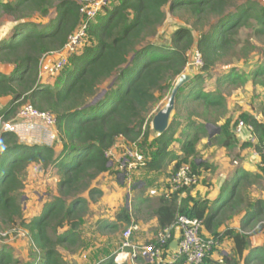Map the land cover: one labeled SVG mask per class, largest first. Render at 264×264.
<instances>
[{"label": "trees", "instance_id": "obj_1", "mask_svg": "<svg viewBox=\"0 0 264 264\" xmlns=\"http://www.w3.org/2000/svg\"><path fill=\"white\" fill-rule=\"evenodd\" d=\"M89 1L0 0V19L8 15L18 20L9 37L0 40V98L8 99L0 108V124L11 121L19 107L29 101L38 111H49L54 115L60 145L57 149L56 146L28 144L20 142L13 131L0 130V229L19 221V225L28 231L36 250L35 260L23 264H65L58 247L72 248L78 242L80 219L87 213L89 202L97 201L102 194V190L93 187L91 182L99 175L111 172L108 164L112 160L106 152L113 147L117 137L122 136L129 144L138 143L144 148L150 144L147 154L140 150L145 156L141 168L148 172H164L172 159L176 161L169 176L182 164H189L199 176L202 168L210 169L206 162L197 163L195 159L200 135L207 131L206 121L187 123L186 129L191 134L189 131L183 134L179 155H173L169 148L180 121L172 117L164 133L156 135L152 131L154 113L150 111L159 101L157 93L170 87L184 72L191 50L196 48L201 54L202 65L177 92L174 113L189 110L199 117V112L193 111L196 105L212 110L223 107L224 96L217 89L208 90L203 86V73H208L216 62L231 52L236 43L234 35L241 27H251L255 36L264 38V6L259 0H110L101 7L95 20L86 22V42L79 53L68 57L70 66L62 82L57 81L53 86L41 84V59L64 49L69 36L86 20L81 8ZM166 5L173 13L186 14L192 21L191 27H179L169 46H140L164 22ZM51 10L54 16L44 24L24 20L34 14L47 15ZM211 18L215 21L204 29ZM193 30L199 32L194 34ZM252 76H264V64L256 66ZM111 78H114L113 83L107 86L103 96L90 104L99 86ZM216 81L220 84L242 82L234 67L220 73ZM240 119L253 126L257 139L253 148L260 154L264 122L241 113L233 125ZM231 122L226 118L219 126L216 141L220 146L228 148L237 141ZM150 135L153 138L147 143ZM242 145L248 147L252 143ZM34 162L58 172V194L44 203L37 217L27 221L23 217L19 193L24 187L25 169ZM260 167L264 171L262 158ZM250 175L242 171L234 176L236 198L223 202L219 213L232 209L240 199L239 183ZM188 189L161 198L155 212L159 229L173 224L178 215L201 218L208 225L211 216L206 215V209L210 208L207 199H195L188 194L179 199V194ZM256 204L258 207L245 215L243 228L264 212V202L257 200ZM117 221L130 223L127 208L117 213ZM116 222L99 221L101 226L110 228L116 227ZM212 233L211 237L218 240L231 236L233 253L223 255L221 261L211 259L210 253L200 264H249L254 259L264 264L262 247L250 252L241 263L248 245L246 233L232 229L222 234ZM17 262L7 246L0 247V264ZM102 264L116 263L109 257ZM166 264L186 263L183 257H178Z\"/></svg>", "mask_w": 264, "mask_h": 264}, {"label": "rangeland", "instance_id": "obj_2", "mask_svg": "<svg viewBox=\"0 0 264 264\" xmlns=\"http://www.w3.org/2000/svg\"><path fill=\"white\" fill-rule=\"evenodd\" d=\"M259 1L264 6V0ZM164 10L166 12V18L164 22L161 26H159V28L153 35L146 37L145 40L140 44V46L146 44L169 46L171 44L173 34L179 27H191L192 21L191 19H188V16L186 14L181 13L182 15H179L173 13L169 9L168 5L164 7ZM53 16L54 11L51 10L47 15L34 14L24 20L33 21L37 24H44L49 19L53 18ZM214 21L215 18H211L208 23L203 26L204 29H207L209 27V24ZM16 22H18V20L8 15H4L0 19V40L1 38L9 37L11 28L13 27V25H15ZM198 32V30H193L194 34ZM234 38L236 40V43L233 45V49L231 50V52H229L222 60L216 62L213 68H211L208 73H203V76L205 75L202 83L203 86L206 89H217L218 92H220L224 96V105L223 107L213 110L209 107L205 108H207L210 115L209 117L212 119L217 118V120H219L220 118L226 119L227 117H229L235 122V120L241 113H247L264 121V76L254 77L251 74L256 66L264 64V38L255 36L253 34L252 28L247 26L241 27L234 35ZM85 42L86 36L81 38L80 42L73 52H69L68 54H66L67 52L62 50V52L53 56L56 58L61 53H63L68 58L72 53H79ZM42 59L39 67L40 83L48 86H53L57 81L62 82L63 78H65V73L68 71L70 66L68 61L69 58L67 59L65 66L55 74H49L48 72H46L45 68L47 64L41 65ZM190 59L191 54L189 55V61ZM233 67L236 68V71L241 75V83L238 82V84H234L229 82L226 84H220L216 81V78L220 73L223 74ZM189 71L192 72V74H195L197 68L186 66L184 72ZM206 74H208L209 76L207 77ZM113 79L114 78H111L101 84L99 86L98 93L102 90L107 89V86L113 83ZM176 80L177 77L175 78L173 84H170V87L162 90L159 93L156 92L159 101L152 107L150 111L151 114L155 113L158 108L163 106V104L166 102L171 88L174 86ZM3 103L0 101V108L3 107ZM26 103L30 102L27 101ZM199 110L202 111L203 107L196 105L193 108V111L200 112ZM190 112L191 111L188 110V112L186 111L182 114L175 115V113H172L171 115L174 117V119L180 120V125L182 124L183 131H186L187 123L194 120V118L191 117L193 114H191ZM20 120H18L15 116L11 121L0 124V130H7V127L3 126L4 124L9 123L13 127L19 138H21L23 141L27 140L29 142L28 144H44L49 142L51 146H56L57 149H59L60 145L58 143L59 141H57L55 127H53L51 130L43 128L41 126L30 127L19 122ZM219 124L220 123H218L217 126H219ZM209 131V136L215 137L219 129L218 127L210 126ZM51 134L53 135V138L49 136ZM202 135L207 137L206 133H201L200 136ZM152 138L153 135H150L147 143L150 142ZM116 141L114 142V145ZM177 141L178 138L173 139V146H176L175 143ZM201 141L203 147H201V149L199 150V154L200 157H203V153L205 152V149L207 147V142L206 139H203ZM213 143L216 144V141L213 140ZM149 145L147 146V148L145 147L146 149L140 146L138 143L129 144L125 142L124 146H122L131 147L136 151L142 150L147 154ZM216 148L217 146L215 147L213 153H211L212 155L208 157L204 156L206 160H220L219 163L224 162L222 165L227 163L229 164V167L232 166L231 169L234 168V166H240V168H242L243 166L241 165L249 164V162L251 163L250 157L246 158L244 154L240 153L241 150L236 145L230 149H222L219 153L216 152ZM123 153L124 149H121V152L118 155H115L114 157L112 155L111 172H107V174L105 175L101 174L91 182V185L93 187H97L102 190V194L98 199L99 201L97 200V203L96 201L91 202L96 203L93 204V207L95 206L96 209L90 210L88 205L87 213L80 219L79 228L81 229V231L78 233L79 236L76 245L72 248H64L62 246L58 247V250L61 252L65 264H69L68 259H70V255L72 254V252L74 253L77 248H81V250L84 251L86 250L89 238H91L92 236L89 235L90 228H96V231L99 235H104L106 233V235L109 237V240H111L110 242H113L114 239L117 238L120 240V236H122L124 229L128 225L135 224L136 231L133 233L134 237H132V240H138V197L143 198L144 194L152 195L153 193H155V191L153 190L154 188L155 190H159L160 187V189L166 187L165 183L167 181L162 173H160V175H157V173L147 172L148 174L145 175L142 172L141 166H136L135 169H125L124 167H122L120 161ZM243 161L245 163H243ZM221 170L227 171V168H221ZM59 177L60 175L58 174V172L52 167L44 168L40 163L35 162L27 166L22 176L24 187L19 193V202L22 207L23 215L26 217V219H30L32 218V216H37L40 213L43 204L52 200L58 194L57 182L59 180ZM200 179H202L201 176ZM203 179L207 181L209 177ZM229 187V184L226 183L225 188L222 191H228ZM261 187L262 183L257 184L256 188L262 189ZM147 191H149V193H147ZM84 195L87 196V192H85ZM110 196L119 198L117 204L109 206V204L107 203V199ZM123 208H127V211L130 213L131 221L129 224H125L124 222L119 221L116 222L115 220L114 216L116 212H120ZM217 213L220 214L219 210H217L215 214ZM92 215H98V218L94 219V216ZM102 219L107 221H109L110 219L112 220V223L116 222V227H109L106 229V231H102V226L99 223V221H101ZM263 221L264 220L261 219L260 222H258L249 230H252L254 232L260 231L264 227ZM3 245H9L11 247V254H13L16 257L15 259L18 261L16 264H23V262H25L24 260L27 259V255L32 258L35 257L36 250L31 241V237L28 231L19 225V221H16L15 224L11 226H3L0 229V247ZM117 245L118 244H116V246Z\"/></svg>", "mask_w": 264, "mask_h": 264}, {"label": "crops", "instance_id": "obj_3", "mask_svg": "<svg viewBox=\"0 0 264 264\" xmlns=\"http://www.w3.org/2000/svg\"><path fill=\"white\" fill-rule=\"evenodd\" d=\"M58 53H60V52H55V53L47 54L46 56H44L42 59L41 65L42 64L48 65L51 62L55 61L57 59V57L55 58L54 56H55V54H58ZM251 74H252V72H251ZM231 83H233V82H231ZM208 90H211V88ZM7 100H8L7 98H0V101L2 103L3 102L6 103ZM5 103H3V104H5ZM174 111H175V109H174ZM199 111H200L199 117H197L195 114H193L191 117L194 118L195 121H203V122L206 121V127H207L206 135H207V137L202 135L200 140L198 141V143L196 145L197 158H195V159H196L197 163L206 162L208 165L211 166V168L210 169H203L202 168V170L200 171V176L202 179L199 178L198 184L195 185L194 187L189 188L187 191L181 192L179 194V199H181L182 197H186L188 194V195L192 196V198H195V199H200V200L207 199L208 200L211 207L206 209V215L209 214V216H211V220H210V222H208V225L203 222V226L201 229V232L203 235L211 237L213 234L212 233L213 231L222 234L223 232H225L228 229H232L234 231L246 233L248 235L247 236L248 245L244 249L242 257H241V263H243L244 258L250 252L256 251L257 248H260V247L264 248V227L260 231H256V232L249 230L253 226H255L258 222H260L261 219L264 220V212H262V214L260 215V217L256 221L250 220L248 225H246L245 228H243V224H244L243 219H244L245 215L254 211L255 208L258 207V205L256 204V201L262 200L264 202V171L260 167V160L262 157L253 148L254 144L257 143V139L255 138L253 131H252V133H250L245 129L243 130V132L240 135L235 134L234 133V128H235L234 125L235 124L233 125V123H235V122L230 118L232 121L231 122L232 123L231 128H233L232 131L235 134V136L237 135L236 136L237 141L234 145H232L231 147H228V148L224 147V146H220L216 141V137L220 133L219 126L221 124H223V122L225 121V118H220L219 120H217V118H213V119L210 118L209 112L205 111V106L203 107L202 111L201 110H199ZM172 117L173 116H171V118ZM227 118H229V117H227ZM212 120H214L215 123H213ZM258 120H260V119H258ZM178 121H180V120L178 119ZM260 121H262V120H260ZM262 122H264V121H262ZM218 123H220L219 126H217ZM210 126L218 127V129H219V131H218V133H216L215 137L209 136V132H210L209 127ZM186 131H189V130L186 129ZM189 132L191 134V131H189ZM184 133H185V131H183L182 124H181L180 127L178 128L177 132H176L175 137H174V138H178V141L175 143L176 146H173V144H174L173 141L170 144L169 149L171 150L173 155L181 154V143H182L181 139H182V136ZM251 135H253L254 140L250 139ZM203 139H206V142H207V147L205 149V152L203 153L204 156L208 157V156L212 155L211 153H213L216 146H217L216 152L219 153V152H221L222 149H224V150L230 149L236 145L241 150L240 153L244 154V156H246V158L250 157L252 164L250 162H249V164H246V165L240 164L241 166H243L242 168H240V166H234V168L231 169L232 166L229 167L228 166L229 164H227V163L222 165L224 162L219 163L220 160H217V159L206 160L204 156L200 157L199 150L201 149V147H203L202 141H201ZM116 140L117 141H116L115 145H113V147L111 148L113 157L115 155H118L121 152V149L125 148L123 146H124V143L127 142L125 140V138H120V139H116ZM213 140L216 141V144L213 143ZM24 142L28 143V141H26V140ZM244 142H248V143L250 142V143H252V146L247 147V146L242 145ZM175 161H176L175 159L170 160L168 162L166 168L164 169V172L163 171L150 172V173H157V175H160V173H162L164 175V177L166 178V181H167L165 183L166 184L165 188L163 187V189H160L161 188L160 187L159 190L158 189L155 190V188H154L153 190L155 191V193H153L152 195L144 194L143 198L138 197V240H135V242H138V244H144L147 242H151L155 239L156 233L159 230L158 218H157V215L155 212H156V209L161 202V198H163L164 196H169V194L172 193V191L169 188V184H168V178H169L168 174H169V171L171 170L173 164L175 163ZM217 163H219V164H217ZM243 163H245V162L243 161ZM221 168H223V169L227 168V171H222ZM242 171H246V172L250 173L251 175L247 176L246 178H244L241 181V183H239L240 184L239 185L240 199L234 203V206L232 207V209H228L226 212L217 214L215 216L216 211L220 208L221 205H223V202L229 201L231 199L234 200L236 198L235 197L236 191H235V187H234L233 178L236 174H239ZM142 172L145 175L148 174L147 173L148 171H146V170L142 169ZM105 174H107V172L103 173V175H105ZM208 177H209V179L207 181L205 179H203V178H208ZM226 183H228L230 187H229L228 191L223 192L222 190L225 188ZM260 183H262V187H261L262 189L256 188L257 184H260ZM147 193H149V191H147ZM118 200H119V198L110 196L107 199V203L109 204V206L115 205V204H117ZM98 201H96V203ZM90 203L91 202H89V209L95 210L96 208H95V206L93 207V204H96V203H91V204ZM42 207H41V209H42ZM117 213H119V212H116V214L114 216L115 220H116ZM37 216H35V217H37ZM92 216H94V219L98 218V215H92ZM23 217L26 219V217L24 215H23ZM35 217L32 216V218L26 219V220L29 221ZM214 219H215V222H214ZM109 221L112 222V220H110V219H109ZM102 228H101L102 231L103 230L106 231V229L109 228V226H102ZM79 229H78V232L81 231V229L80 230ZM89 233H90L89 235H92V236H91V238H89L88 246H87L86 250L84 251V250H81V248H77L76 251H74V253L72 252V254L70 255V259H68L69 257L67 258L69 264H102L109 257H113V256L115 257L116 251L119 248L121 236H120V240L117 238L118 240L114 239L113 242H110L111 240H109V237L106 235V233L104 232L105 233L104 235H99L96 231V228H90ZM178 234H179V231L177 229H174V236H173L174 239L172 241H174L177 238ZM132 237H134V235H132ZM116 244H118V245L116 246ZM6 246L9 249V251L12 252L11 247L9 245H6ZM224 247H226V248H224ZM233 250H234L233 238L231 236L230 237L229 236H223L220 240L219 245L211 252L210 258L213 260H216V261H221L223 255L233 253ZM126 253L127 252L125 250L122 251L121 253H119V256H117L118 261L114 260V262L116 264H147L144 261L142 262V260H140V259L131 260L129 257H127ZM12 256L14 258H16L13 254H12ZM26 257H27V259L24 260L25 262H31V261L35 260V257L32 258L28 255ZM255 260L256 259L250 260L249 264H262V263H259L258 261L255 262Z\"/></svg>", "mask_w": 264, "mask_h": 264}, {"label": "built area", "instance_id": "obj_4", "mask_svg": "<svg viewBox=\"0 0 264 264\" xmlns=\"http://www.w3.org/2000/svg\"><path fill=\"white\" fill-rule=\"evenodd\" d=\"M109 2L110 0H90L82 6L81 11L86 15V20L69 36L63 49V51L67 52L66 54L73 52L81 38L85 37L87 32L86 22L95 20L101 7L104 5L106 6ZM190 54L191 59L187 62L186 66L199 68L202 65L200 52L196 48H193ZM67 59V56L61 53L55 61L46 66V72L49 74L59 72L65 66ZM16 118L18 120L21 119L19 122L30 127L41 126L51 130L55 126V117L51 112L38 111L31 103H24L18 110ZM8 124H4L3 127H7V130L15 132L13 127ZM244 129L250 133L253 131L251 124L241 119L238 120L235 124L234 133L240 135ZM49 136L53 138L52 134ZM118 138L123 137L119 136L117 139ZM250 139L254 140L253 135L250 136ZM19 141L24 142L21 138H19ZM42 145H50V143L47 142ZM106 155L112 157L111 149L106 152ZM260 155L264 160V136L260 143ZM144 161L145 158L139 151L127 146L124 148L120 164L125 169H135L136 166H142ZM199 178L200 176L192 170L189 164H182L175 172L170 174L168 178L169 188L172 192L191 188L198 184ZM202 226L203 220L201 218L178 215L173 224L157 231L153 241L138 244V242L132 240V235L136 230V226L135 224H130L122 233L119 248L116 251L114 260L118 261L117 256L125 250L127 252V257L131 260L140 258L147 264H166L173 262L178 257H183L186 264H200L220 243L218 239L210 236H203L201 232ZM174 229H177L179 234L175 239L177 241L176 249L172 250L170 248V243L174 239Z\"/></svg>", "mask_w": 264, "mask_h": 264}, {"label": "water", "instance_id": "obj_5", "mask_svg": "<svg viewBox=\"0 0 264 264\" xmlns=\"http://www.w3.org/2000/svg\"><path fill=\"white\" fill-rule=\"evenodd\" d=\"M193 76H194V74H192V72H190V71L189 72H183L182 74H180L177 77V80H176L174 86L171 88V91L168 95L166 102L163 104V106H161L153 114V116L151 118V129L156 135H160L168 129L170 119H171V115L175 109V98H176L177 92ZM104 92H105V90H102L96 96H94V98L92 99L90 104L96 103L103 96ZM111 164H112V162H110L108 164V166ZM176 246H177V241L174 240L170 243V248L172 250H175Z\"/></svg>", "mask_w": 264, "mask_h": 264}, {"label": "bare ground", "instance_id": "obj_6", "mask_svg": "<svg viewBox=\"0 0 264 264\" xmlns=\"http://www.w3.org/2000/svg\"><path fill=\"white\" fill-rule=\"evenodd\" d=\"M123 255V254H122ZM120 258V257H119Z\"/></svg>", "mask_w": 264, "mask_h": 264}, {"label": "clouds", "instance_id": "obj_7", "mask_svg": "<svg viewBox=\"0 0 264 264\" xmlns=\"http://www.w3.org/2000/svg\"><path fill=\"white\" fill-rule=\"evenodd\" d=\"M220 241V240H219ZM114 258V257H113Z\"/></svg>", "mask_w": 264, "mask_h": 264}]
</instances>
